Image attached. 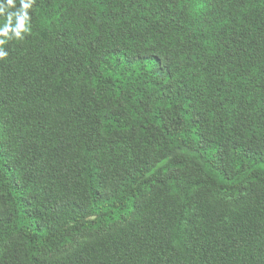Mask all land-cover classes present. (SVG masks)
Returning <instances> with one entry per match:
<instances>
[{
    "label": "trees",
    "instance_id": "obj_1",
    "mask_svg": "<svg viewBox=\"0 0 264 264\" xmlns=\"http://www.w3.org/2000/svg\"><path fill=\"white\" fill-rule=\"evenodd\" d=\"M29 15L0 60V264H264V0Z\"/></svg>",
    "mask_w": 264,
    "mask_h": 264
},
{
    "label": "clouds",
    "instance_id": "obj_2",
    "mask_svg": "<svg viewBox=\"0 0 264 264\" xmlns=\"http://www.w3.org/2000/svg\"><path fill=\"white\" fill-rule=\"evenodd\" d=\"M35 0H20V7L16 8V0H6L0 2V14L7 15V22L0 27V60L6 59L8 52L3 49V45L13 38L23 40L25 34L30 33L29 21L31 19L29 10ZM15 9V11H10ZM15 19V23L13 20Z\"/></svg>",
    "mask_w": 264,
    "mask_h": 264
}]
</instances>
